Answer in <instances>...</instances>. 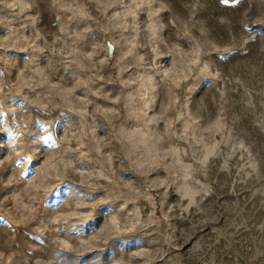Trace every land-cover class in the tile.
I'll return each instance as SVG.
<instances>
[{"label":"rangeland","instance_id":"obj_1","mask_svg":"<svg viewBox=\"0 0 264 264\" xmlns=\"http://www.w3.org/2000/svg\"><path fill=\"white\" fill-rule=\"evenodd\" d=\"M0 264H264V0H0Z\"/></svg>","mask_w":264,"mask_h":264},{"label":"water","instance_id":"obj_2","mask_svg":"<svg viewBox=\"0 0 264 264\" xmlns=\"http://www.w3.org/2000/svg\"><path fill=\"white\" fill-rule=\"evenodd\" d=\"M109 56L113 57L114 48L111 44L108 45Z\"/></svg>","mask_w":264,"mask_h":264},{"label":"snow or ice","instance_id":"obj_3","mask_svg":"<svg viewBox=\"0 0 264 264\" xmlns=\"http://www.w3.org/2000/svg\"><path fill=\"white\" fill-rule=\"evenodd\" d=\"M235 3H239V0H235ZM53 195H55V193H53Z\"/></svg>","mask_w":264,"mask_h":264}]
</instances>
